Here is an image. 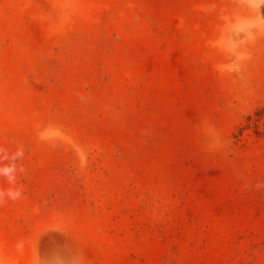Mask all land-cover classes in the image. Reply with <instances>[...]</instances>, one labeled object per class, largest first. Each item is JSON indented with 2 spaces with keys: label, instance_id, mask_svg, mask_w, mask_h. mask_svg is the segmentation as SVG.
<instances>
[{
  "label": "rangeland",
  "instance_id": "1",
  "mask_svg": "<svg viewBox=\"0 0 264 264\" xmlns=\"http://www.w3.org/2000/svg\"><path fill=\"white\" fill-rule=\"evenodd\" d=\"M5 166L0 264H264V3L0 0Z\"/></svg>",
  "mask_w": 264,
  "mask_h": 264
},
{
  "label": "clouds",
  "instance_id": "2",
  "mask_svg": "<svg viewBox=\"0 0 264 264\" xmlns=\"http://www.w3.org/2000/svg\"><path fill=\"white\" fill-rule=\"evenodd\" d=\"M261 2L264 3V0H261ZM22 155H23L22 152L17 153V156H22ZM14 172H15L14 166L0 167V176L6 177L9 183H12L15 179ZM5 196L15 200L20 196V192L18 190H12V189L7 190L6 192L0 190V200H3Z\"/></svg>",
  "mask_w": 264,
  "mask_h": 264
}]
</instances>
